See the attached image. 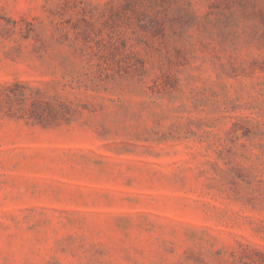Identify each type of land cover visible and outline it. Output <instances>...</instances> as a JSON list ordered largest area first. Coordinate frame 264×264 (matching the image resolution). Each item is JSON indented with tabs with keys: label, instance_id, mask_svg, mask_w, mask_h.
Instances as JSON below:
<instances>
[{
	"label": "rangeland",
	"instance_id": "374dc122",
	"mask_svg": "<svg viewBox=\"0 0 264 264\" xmlns=\"http://www.w3.org/2000/svg\"><path fill=\"white\" fill-rule=\"evenodd\" d=\"M0 264H264V0H0Z\"/></svg>",
	"mask_w": 264,
	"mask_h": 264
}]
</instances>
